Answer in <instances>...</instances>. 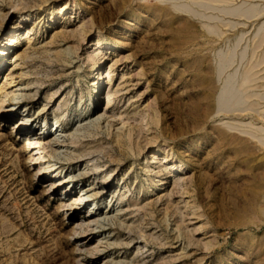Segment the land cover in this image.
Segmentation results:
<instances>
[{"label": "rangeland", "instance_id": "374dc122", "mask_svg": "<svg viewBox=\"0 0 264 264\" xmlns=\"http://www.w3.org/2000/svg\"><path fill=\"white\" fill-rule=\"evenodd\" d=\"M0 48V264H264V0H0Z\"/></svg>", "mask_w": 264, "mask_h": 264}, {"label": "bare ground", "instance_id": "6f19581e", "mask_svg": "<svg viewBox=\"0 0 264 264\" xmlns=\"http://www.w3.org/2000/svg\"><path fill=\"white\" fill-rule=\"evenodd\" d=\"M17 6V5H16ZM17 8V7H16ZM20 9V8H19ZM19 25H21V22H19ZM29 33V30L27 31V34ZM24 38H28V39H30L31 37L30 36H25ZM14 39V38H13ZM12 39V40H13ZM97 44H98V46H102L103 45V42L101 41V39L100 38H98L97 39V42H96ZM104 47H108V50L106 51V52H108V51H112V50H114L113 48H120L119 47V44H114V45H105L104 44ZM10 48H0V55H2V56H5V54H7V52H8V50H9ZM122 56V55H121ZM120 56V57H121ZM18 63H19V61L18 60H16V61H14V62H12V64H10V66H11V68H10V70L12 71V72H15L17 69H18ZM23 95L25 94V93H22ZM94 104V103H93ZM23 114H24V116H25V118L27 119H30L31 118V116H30V114H28V113H26L25 112V110L23 111ZM30 117H29V116ZM24 123H26V121L24 120ZM147 124H148V127H152L151 126V124L149 123V121H147L146 122ZM57 125H58V123H57ZM25 126V125H24ZM14 127H15V124L13 125V127H12V131L14 130ZM33 125L30 127V130L26 133L27 134V136H28V138L29 139H32V141L31 142H33V143H35V144H33V146H32V148L33 147H39L41 144H46L47 143V141H48V139H47V136H38L36 133H33ZM41 129V133H43V134H45L46 132H44V130H43V127H40ZM56 131L58 132V134L59 133H61V129H59L58 128V126L56 127ZM11 133V132H10ZM27 138V139H28ZM158 150V149H157ZM152 157H156L157 156V151H153V154L151 155ZM164 159L167 161V160H169V159H171V158H169L168 156H164ZM179 168H181L182 170H180L179 172H181V173H183V174H185L184 175V177H183V179H189V180H193V173L192 172H190V173H187L186 171H184V169H185V166H184V164L182 163L180 166H179ZM79 174H82L81 172H71V173H69V174H66L65 175V178H66V180H65V182L66 181H74V180H76L78 177V175ZM102 178H103V180L104 181H107L108 180V178H109V176L107 175V174H103V176H102ZM92 191V190H91ZM86 193H89V192H86ZM86 193H85V196H86ZM92 193H95V191L94 192H90L89 194H92ZM88 195V194H87ZM85 196L82 198V199H84L85 198ZM84 203H86V201L84 202ZM107 218V215H103V220L104 219H106ZM99 220V219H98ZM100 221V220H99Z\"/></svg>", "mask_w": 264, "mask_h": 264}]
</instances>
